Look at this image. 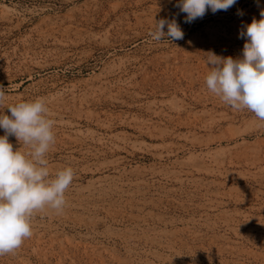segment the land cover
Wrapping results in <instances>:
<instances>
[{
    "label": "rangeland",
    "instance_id": "obj_1",
    "mask_svg": "<svg viewBox=\"0 0 264 264\" xmlns=\"http://www.w3.org/2000/svg\"><path fill=\"white\" fill-rule=\"evenodd\" d=\"M117 1L0 0L4 107L55 108L48 168L74 172L63 210L35 213L0 264H264V121L205 83L207 52L240 56L264 0L192 23L165 0ZM154 18L184 38L153 40Z\"/></svg>",
    "mask_w": 264,
    "mask_h": 264
},
{
    "label": "clouds",
    "instance_id": "obj_2",
    "mask_svg": "<svg viewBox=\"0 0 264 264\" xmlns=\"http://www.w3.org/2000/svg\"><path fill=\"white\" fill-rule=\"evenodd\" d=\"M237 0H177L176 7L185 13V23L202 19L212 13L227 11ZM259 20L253 18L240 33L244 39L241 55L218 56L207 52L211 69L205 77L207 89L233 109H247L264 121V10ZM165 28L167 29L165 31ZM153 40L177 41L184 32L176 19L154 18ZM170 38V39H169ZM6 89L0 88V107H4ZM10 112L0 114V256L15 253L33 235L31 218L46 208L61 212L66 205L65 193L74 172L65 167L51 174L47 153L55 143L49 109L43 98L4 107ZM15 137L29 151L13 149L9 137Z\"/></svg>",
    "mask_w": 264,
    "mask_h": 264
},
{
    "label": "bare ground",
    "instance_id": "obj_3",
    "mask_svg": "<svg viewBox=\"0 0 264 264\" xmlns=\"http://www.w3.org/2000/svg\"><path fill=\"white\" fill-rule=\"evenodd\" d=\"M117 1V0H116ZM166 1V3L168 4V3H170L171 5H173V6H176V3H177V0H165ZM117 2H119V1H117ZM231 9V8H230ZM242 23V22H241ZM241 30V29H240ZM143 34H138L137 35V39H139V38H141V36H142ZM162 46V44H149L148 45V47H149V51H148V54H149V52H153V51H155V49H158L159 47H161ZM149 58H151L152 59V57H149ZM151 59H150V62H151ZM155 92V91H154ZM54 94V93H53ZM43 97V96H42ZM55 97V96H54ZM57 101H58V99H56ZM62 101V100H61ZM49 103V102H48ZM59 103H60V101H59ZM62 103V102H61ZM51 105V104H50ZM48 106V105H47ZM52 106V105H51ZM55 106H57V105H55ZM51 108V107H50ZM54 109L55 108H53V109H49L51 112H53L54 111ZM57 113V112H56ZM62 113V112H61ZM64 113V112H63ZM55 116V115H54ZM58 130V129H57Z\"/></svg>",
    "mask_w": 264,
    "mask_h": 264
}]
</instances>
